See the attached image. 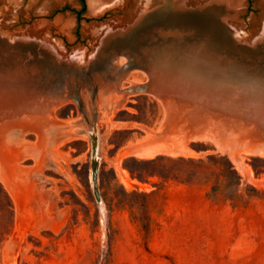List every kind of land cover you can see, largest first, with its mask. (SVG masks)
Here are the masks:
<instances>
[{"label": "rangeland", "instance_id": "1", "mask_svg": "<svg viewBox=\"0 0 264 264\" xmlns=\"http://www.w3.org/2000/svg\"><path fill=\"white\" fill-rule=\"evenodd\" d=\"M148 1L97 0L92 10L85 0L82 10L81 0H0V94L11 107L24 106L18 118L36 128L22 135L12 125L0 144L15 155L7 172L0 165V264H264V172L256 175L251 166L264 155H244L241 173L214 142L187 139L185 120L157 145L186 144L190 155H121L165 120L156 96L139 90L149 82L147 63L204 62L264 82V42L240 50L226 33L236 26L244 27L243 38L261 32V0H229V16L214 11L207 27L152 22L115 38L132 26L131 17L167 2L181 9L179 0L152 7ZM103 38L109 39L93 59L97 67L87 66ZM28 110H41L43 124L25 120ZM247 111L213 113L206 121L241 150L250 140L241 132L255 118ZM92 123L101 205L91 182ZM228 162L241 178L238 191ZM237 193L244 201L234 207L228 198Z\"/></svg>", "mask_w": 264, "mask_h": 264}, {"label": "water", "instance_id": "2", "mask_svg": "<svg viewBox=\"0 0 264 264\" xmlns=\"http://www.w3.org/2000/svg\"><path fill=\"white\" fill-rule=\"evenodd\" d=\"M84 3L86 9L85 0H81ZM181 4L178 6L181 9L174 8V4L169 2L163 3V6L155 8L148 13H143L136 20L135 17H131L128 24L132 23V26L128 27L125 31H122L119 36L114 35L115 38L120 37L124 39L131 35V31L143 27L147 23L155 22L158 25H184L188 23H203V27H207V22L210 21L212 12L221 11L225 12L229 16L230 11L227 10L229 0H203L200 2H189L186 0H179ZM161 0H154L148 6H155L159 4ZM263 12L261 14L264 17V7L261 4ZM185 7V8H184ZM8 17V16H6ZM5 17V18H6ZM236 19L237 17L234 16ZM233 18V19H234ZM232 19V17H231ZM253 22V18L250 20ZM2 23V22H1ZM2 25H4L2 23ZM258 25L262 26L260 29L248 33L247 37H242L241 31L243 26L234 27V30L226 31L227 35L232 38L237 49L245 51H252L258 47L259 42H264V19L258 22ZM10 28V26L6 27ZM35 34L30 33L29 37H33ZM109 39V38H108ZM107 38L100 39L101 46L95 50L92 55V59H86L87 66L97 65L93 62L96 59L98 53L105 47ZM246 41L245 45H239L238 42ZM237 42V44H236ZM33 43V42H32ZM252 44L254 47H249ZM102 47V48H101ZM55 53H58L54 49ZM163 64V65H162ZM155 63L150 62L145 65V69L148 73L149 82L139 88L144 92H151L156 96L157 92L155 87L163 85V81L171 76L176 77L182 83H185L187 88L184 89V93H174L169 97L174 101L176 107H181L185 104L184 110L188 114V118L193 123L186 127L185 137L191 139L193 137H207L214 138L215 141L224 143L226 147L231 150L238 149L237 144H233L229 141H225V131L218 126L208 124L206 117L210 114L231 115L237 114L240 110H249L245 114L249 113L255 117L251 120L250 127H244L241 132V138H249L243 147H251L255 152L264 151V82L256 80H244L240 75H233L230 72L221 71L219 66L210 65L209 63H200L195 61H188L180 59L179 61L167 62V63ZM97 67V66H96ZM237 82V83H235ZM160 83V84H158ZM235 83V84H234ZM167 96V95H166ZM159 98L160 95L158 93ZM162 103L165 104V96H162ZM167 96V98L169 99ZM173 97V98H172ZM188 122V121H186ZM189 123V122H188ZM95 129V124L92 123L90 130ZM174 127H172L169 119L164 120L159 132L149 131L147 135H150V139H146L144 143L139 145V149H148L157 146L159 142L167 138ZM91 142V157L93 156L96 148V141L93 135H90ZM239 142V141H238ZM240 143V142H239ZM98 162L91 158V182L93 194L96 202L101 205V198L97 188L98 178ZM103 213L102 208L100 209Z\"/></svg>", "mask_w": 264, "mask_h": 264}, {"label": "bare ground", "instance_id": "3", "mask_svg": "<svg viewBox=\"0 0 264 264\" xmlns=\"http://www.w3.org/2000/svg\"><path fill=\"white\" fill-rule=\"evenodd\" d=\"M108 2H110V3H113V4H118L119 2H118V0H107ZM153 1L154 0H149L148 2H146L148 5H150L151 3H153ZM186 1H189V2H200V1H203V0H186ZM88 2H89V6L91 7V9L92 10H94L95 9V6H96V4H97V0H88ZM229 2V1H228ZM261 4H263V7H264V0H261ZM125 12V11H124ZM128 13V12H127ZM132 13V12H131ZM131 13H129L130 15H131ZM128 14V16H130ZM165 81H163V85H160V86H158V87H155L154 89H155V91L157 92V94H156V98L159 100V102L163 105V107H164V104L162 103L163 101H162V96H165L166 97V99H165V104L167 105V108L166 107H164V110H165V120L166 119H169V121L171 122V124H172V127H175L180 121H182V120H185V121H188L189 123H188V126L189 125H193V123L190 121V119L188 118V114H186L187 112L184 110V107L186 106L185 104H183V105H181V107L179 108V107H176V105L174 104V101H172V99L169 97V95H171V94H174V93H178L179 92V94L180 93H184V92H182V91H184V89H186L187 88V86L185 85L184 86V84L185 83H182L181 81H179L176 77H173V76H171V78H166V79H164ZM235 83H237V82H235ZM234 83V84H235ZM158 84H160V83H158ZM158 93H159V95H160V97L161 98H159V97H157L158 96ZM169 97V99L167 98V96ZM173 98V97H172ZM9 99H7V98H5V96H2V94H0V120H1V118H2V115L4 114L5 115V117H7V120L5 121H3V122H1L0 121V144L3 142V139H5V141H6V138H4V137H6V136H4V134H5V131L8 129V128H11V126L12 125H18L21 129L19 130V132L20 133H22V135H23V132L25 133V132H28V131H24L25 130V128H29V130H33V131H36V128L32 125V126H27V124H25L24 123V121L22 120V119H20V118H18V116L17 115H19L20 113H19V111L20 110H24V106H20L21 107V109L20 110H18L19 109V107L16 109V107H11V103H9ZM13 103V102H12ZM186 108V107H185ZM35 109V108H34ZM22 110V111H23ZM39 110V109H38ZM38 110H37V112H35V111H29L28 110V112H26L27 114L26 115H24V114H21V115H24L25 116V120L26 119H28V121H30V120H33L35 123V125H38L39 123H41V124H43V122H41L42 121V116L39 114L40 112H41V110H40V112L38 113ZM24 111H26V110H24ZM22 113V112H21ZM25 113V112H24ZM43 115V114H42ZM50 115V114H49ZM48 115V116H49ZM23 117V116H22ZM4 118V117H3ZM3 120V119H2ZM53 126V125H52ZM187 126V127H188ZM57 127V126H56ZM59 127V126H58ZM54 128V127H53ZM46 129H49V128H46ZM54 129H56V128H54ZM61 129V128H60ZM90 129V128H89ZM13 130H14V127H13ZM18 130V129H17ZM51 131V130H50ZM54 130H52L51 132H53ZM15 132H16V130H15ZM10 133V132H9ZM13 133V134H12ZM12 133H11V135L10 136H12V135H14V132L12 131ZM19 133V134H20ZM37 133H39L38 134V137L39 138H42V134L40 133V132H37ZM43 133H45V135H46V130L44 131L43 130ZM54 133H55V131H54ZM36 134V133H35ZM88 134H89V136L90 135H93V137H94V139H95V141H96V148H95V152H94V154H93V156L91 157V158H93L96 162H98V156H97V151H98V134H97V131H96V128L95 129H92V130H89L88 131ZM21 135V134H20ZM10 136H7V137H9L10 138ZM49 136V135H48ZM50 137V136H49ZM8 138V139H9ZM47 137H45V139H44V142H46L45 140H47L46 139ZM151 138V136L150 135H148L146 138H145V140L146 139H150ZM152 139V138H151ZM191 139H194V140H201V141H212V142H214V144H216L215 145V147L216 146H218V148H219V151H221V150H224V151H227L228 152V155H229V157H230V159L232 160V162H233V164H235V166L237 167V169H239L240 171H241V173H242V159H243V156L244 155H251V156H256V155H258V156H263L264 155V151H261V152H255L254 150H252V148L251 147H243L241 150L240 149H236V150H231V149H229L228 147H226L225 145H224V143H220V142H217V141H215L214 140V138H207V137H193V138H191ZM12 140V139H11ZM16 140V139H15ZM184 140V139H183ZM183 140L181 139V141H182V144L184 143L183 142ZM185 140H187V139H185ZM184 140V141H185ZM8 141V140H7ZM138 142H140V141H138ZM137 142V143H138ZM164 142V141H163ZM38 143V142H37ZM43 143V142H42ZM161 143V142H160ZM168 143V142H167ZM187 143H188V140H187ZM5 144L6 143H4V146H5ZM140 144V143H139ZM162 144V143H161ZM169 144V143H168ZM180 144V142L178 143V145ZM3 145V144H2ZM2 145H0V165H1V168L3 169V170H6V169H8V168H6L7 166H8V164L10 163V158L12 157V155H13V157L12 158H14V154L12 153V155H11V150L9 149H7V147L8 146H10V145H8L7 147H2ZM185 146H187L186 144H184ZM183 145V146H184ZM44 146V145H43ZM130 146H133V144H131ZM130 146H128V147H130ZM134 146H136V145H134ZM171 146H172V144H171ZM185 146L183 147V149H177V147L176 148H169V147H166V146H164V145H157V146H155V147H153V148H148V149H139V148H137L136 147V149H134L133 147H130V149L128 148V149H123L121 152V155H123V156H126V155H131V154H133L134 156H137V157H139L140 159H142V158H153V157H155L157 154H161V153H164V154H169V155H172L173 157L174 156H177V155H186L187 154V150L189 151V149L188 148H185ZM2 147V148H1ZM39 147V146H38ZM179 147V146H178ZM41 148H43V147H40V149ZM131 148H133L134 150H131ZM217 148V149H218ZM11 151V152H10ZM14 151V150H13ZM222 152V151H221ZM191 153H189V154H187L186 156H188V155H190ZM227 154V153H226ZM92 155V154H91ZM9 160V161H8ZM13 160V159H12ZM55 161V164L57 163L56 162V160H54ZM9 162V163H8ZM14 161H12V163H13ZM11 163V164H12ZM12 165H14V164H12ZM12 165H10V166H12ZM245 165V164H244ZM56 167L58 166V165H55ZM15 168V167H14ZM2 170V171H3ZM11 170H13L12 168H11ZM14 171V170H13ZM117 171H118V173H119V176H120V178L122 179V181H123V183L125 184V186H129L130 185V179H129V177H128V175H127V173L125 172V171H123V170H121L119 167H117ZM4 172V171H3ZM6 172H7V170H6ZM8 172H9V170H8ZM12 172V171H11ZM10 174V173H9ZM9 174H7V175H9ZM7 175H5V176H7ZM249 175V174H248ZM8 177V176H7ZM6 178V177H5ZM10 179V178H9ZM6 180V179H5ZM7 180H8V178H7ZM6 183H8L7 181H5Z\"/></svg>", "mask_w": 264, "mask_h": 264}, {"label": "trees", "instance_id": "4", "mask_svg": "<svg viewBox=\"0 0 264 264\" xmlns=\"http://www.w3.org/2000/svg\"><path fill=\"white\" fill-rule=\"evenodd\" d=\"M159 159H160V157H157V159L152 160V162L155 160H159ZM251 166H252L253 170L255 171L256 175H259L260 173L264 172V159L258 158V157L252 158L251 159ZM228 168H229V171L231 173H233V175H234L235 187H236V191H238L239 185L241 184V178L237 174V172L233 169V166L231 165L230 162H228ZM213 195L216 196L217 194H213ZM248 197L251 198L254 196L252 194H248ZM228 199L231 200L232 205L234 207H238L244 201V196L240 193H237V194H235V196L233 198H228Z\"/></svg>", "mask_w": 264, "mask_h": 264}]
</instances>
